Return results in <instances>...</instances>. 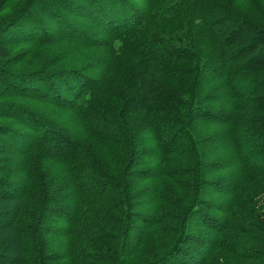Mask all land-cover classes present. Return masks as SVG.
<instances>
[{"label":"trees","instance_id":"obj_1","mask_svg":"<svg viewBox=\"0 0 264 264\" xmlns=\"http://www.w3.org/2000/svg\"><path fill=\"white\" fill-rule=\"evenodd\" d=\"M0 264H264V0H0Z\"/></svg>","mask_w":264,"mask_h":264},{"label":"bare ground","instance_id":"obj_2","mask_svg":"<svg viewBox=\"0 0 264 264\" xmlns=\"http://www.w3.org/2000/svg\"><path fill=\"white\" fill-rule=\"evenodd\" d=\"M204 255V254H203Z\"/></svg>","mask_w":264,"mask_h":264}]
</instances>
